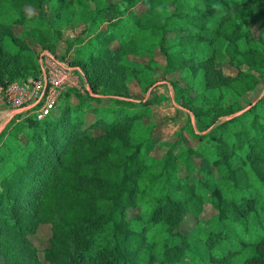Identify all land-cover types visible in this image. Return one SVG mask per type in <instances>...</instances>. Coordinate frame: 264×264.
Masks as SVG:
<instances>
[{"label": "trees", "instance_id": "obj_1", "mask_svg": "<svg viewBox=\"0 0 264 264\" xmlns=\"http://www.w3.org/2000/svg\"><path fill=\"white\" fill-rule=\"evenodd\" d=\"M43 3L0 0V86L40 73L35 46L53 54L60 32ZM69 4L78 14L89 11L84 34L68 48L82 80L87 69L113 71L129 55L158 50L170 71L200 76L201 94L224 89L234 99L213 101L199 118L209 117L204 130L200 123L193 128L191 119L186 126L199 142L208 139L211 151L178 146L158 170V161L145 155L153 131L144 123L151 100L112 97L96 84L83 93L65 91L59 100L74 95L75 103L67 99L42 121L28 116L0 131L10 136L0 146V238L51 224L48 264H264V89L240 106V97L264 80V0ZM27 8L39 14L27 18ZM16 26L25 30L16 34ZM171 31L181 35L168 38ZM242 43L247 47L240 49ZM212 44L223 47L224 64L235 75L216 66L217 49L206 47ZM106 100L112 104L103 105ZM97 129L104 134L92 136ZM17 136L25 140L19 149ZM181 164L197 177L179 176ZM205 204L215 210L205 222L210 229L184 232V218L199 222ZM130 209H137L135 216Z\"/></svg>", "mask_w": 264, "mask_h": 264}, {"label": "rangeland", "instance_id": "obj_2", "mask_svg": "<svg viewBox=\"0 0 264 264\" xmlns=\"http://www.w3.org/2000/svg\"><path fill=\"white\" fill-rule=\"evenodd\" d=\"M69 1L64 0V9L62 12L54 14L55 8L63 0H44L43 9L49 20H54L55 28L60 32V40L51 52L57 56L68 53L69 44L77 40L78 37L84 34L88 22L89 11H83L82 13H76L77 8L71 7ZM117 2L118 0H111ZM93 9V6L90 7ZM141 12V8L137 9ZM75 11V12H74ZM27 18H33L39 14V10L35 8H27L25 11ZM176 26H179L178 23ZM25 30L22 26H16L14 31L16 34H20ZM258 27H254V34L257 35ZM181 35L180 31H171L168 33V38H176ZM248 44L242 43L238 46L240 49L247 47ZM209 51L217 49L215 53L216 66L221 67L227 59L222 55L223 47L220 48L216 44L207 45ZM73 50V48H71ZM34 50L36 54L41 56L45 51L42 46H35ZM44 51V52H43ZM225 74L235 75L236 70L231 66L224 64L223 66ZM86 73L83 76L86 81L87 76L91 79L86 81V87L92 88V84H96L101 88V93L111 95L112 97H130L136 101L151 100L153 104L150 106L151 115L149 118L144 119V123L150 122L153 125V131L151 134V142L146 147L145 155L147 157H153L158 161L157 168L161 170L162 162L167 160L170 151L173 148L179 147H192L201 148L204 152L211 151L210 141L199 142L195 137H191L190 132L187 131V124L189 120H192L193 128L196 129V123H200V130H204L209 125V117L201 118L202 114H208V110L213 106V101L225 99L232 102L234 96L230 91H224L220 89L207 90L205 94H201L200 90L202 86L199 83L200 76L193 78H187L181 73V70L174 69L169 70L166 66L165 57L162 53L156 50L153 55L149 56L145 53L129 55L126 60H122L121 64L113 71L100 72L97 67H93L90 70L84 71ZM39 74L29 75L24 80L37 78ZM264 79V73L262 74ZM23 79H14L11 82H21ZM262 79V80H263ZM253 88V89H252ZM244 95L240 97V106L245 107L249 102L255 101L259 95H261L264 89V80L259 81L257 85H254ZM234 93V92H233ZM68 99V102L75 103L76 99L74 95L64 100H59L57 106L64 103ZM191 103L189 107L192 111L184 109L186 107L185 102ZM103 105H110L112 101L106 100ZM57 108V107H56ZM55 108V109H56ZM54 109V110H55ZM53 110V111H54ZM56 111V110H55ZM9 111L7 115L8 119H0V131L6 132L10 128L17 124V122L27 118L28 116L38 120L36 115L32 112H26L21 115ZM28 117V118H29ZM27 118V119H28ZM90 123L93 116L90 114L85 117ZM222 120V119H221ZM65 133H62L64 135ZM92 136L98 137L100 134H104L99 129L94 130ZM24 135V134H23ZM107 138L114 136L113 133H108ZM10 139V136H0V146ZM25 140L23 136H17L14 146L20 148L21 144H24ZM8 147L5 146L4 150ZM2 152V151H0ZM201 161V157H197L195 162L198 164ZM0 162V168L2 166ZM1 170V169H0ZM178 175L181 177L196 178L195 171L188 169L186 165L181 164L178 168ZM39 176V174H38ZM40 180V179H39ZM39 180L37 183L39 184ZM44 181L40 182V185ZM29 181L25 182L28 185ZM32 186V185H31ZM33 187V186H32ZM137 213V209H130L128 211L129 216L133 217ZM215 214V210L211 205L205 204L203 211L198 220L191 215H187L182 221V229L184 232H190L194 229L199 232H207L210 227L205 222L208 221ZM13 233V232H11ZM52 234V225L43 224L39 225L31 233L22 237L15 236L14 234H5L4 238H0V264H48L46 258V251L50 247V237ZM9 237V238H8ZM12 238V239H10ZM6 240V241H5Z\"/></svg>", "mask_w": 264, "mask_h": 264}, {"label": "built area", "instance_id": "obj_3", "mask_svg": "<svg viewBox=\"0 0 264 264\" xmlns=\"http://www.w3.org/2000/svg\"><path fill=\"white\" fill-rule=\"evenodd\" d=\"M41 71L37 78L0 86V110L9 109L22 114L32 112L38 120L49 116L67 90L83 93L86 86L70 56L44 52L40 56Z\"/></svg>", "mask_w": 264, "mask_h": 264}, {"label": "crops", "instance_id": "obj_4", "mask_svg": "<svg viewBox=\"0 0 264 264\" xmlns=\"http://www.w3.org/2000/svg\"><path fill=\"white\" fill-rule=\"evenodd\" d=\"M72 51H73V50L67 51L68 53L63 54V55H61V56H64V55H69V56H70L71 53H72ZM9 111H10V110H9V109H6V108L1 109V110H0V119H6V120H7V119H8V118H7V117H8L7 115L9 114Z\"/></svg>", "mask_w": 264, "mask_h": 264}, {"label": "water", "instance_id": "obj_5", "mask_svg": "<svg viewBox=\"0 0 264 264\" xmlns=\"http://www.w3.org/2000/svg\"><path fill=\"white\" fill-rule=\"evenodd\" d=\"M229 118H230V117H229ZM229 118H228V119H229Z\"/></svg>", "mask_w": 264, "mask_h": 264}]
</instances>
